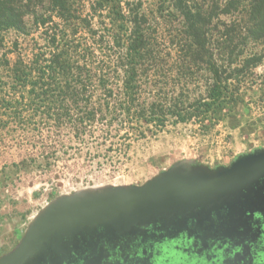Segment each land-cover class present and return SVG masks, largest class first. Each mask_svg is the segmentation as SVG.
<instances>
[{"label": "trees", "instance_id": "trees-1", "mask_svg": "<svg viewBox=\"0 0 264 264\" xmlns=\"http://www.w3.org/2000/svg\"><path fill=\"white\" fill-rule=\"evenodd\" d=\"M157 1L0 0V127H66L121 155L233 117L264 62V0Z\"/></svg>", "mask_w": 264, "mask_h": 264}, {"label": "rangeland", "instance_id": "rangeland-1", "mask_svg": "<svg viewBox=\"0 0 264 264\" xmlns=\"http://www.w3.org/2000/svg\"><path fill=\"white\" fill-rule=\"evenodd\" d=\"M133 1L148 14L157 10V0ZM17 38L14 31L6 34L7 49ZM260 51L248 47L244 53ZM254 73L258 84L244 90L233 117L211 127L170 124L131 143L126 154L91 141L83 145L66 127H0V258L59 200L142 187L179 165L228 168L240 156L264 150V62Z\"/></svg>", "mask_w": 264, "mask_h": 264}, {"label": "water", "instance_id": "water-1", "mask_svg": "<svg viewBox=\"0 0 264 264\" xmlns=\"http://www.w3.org/2000/svg\"><path fill=\"white\" fill-rule=\"evenodd\" d=\"M223 219L224 240H244L249 220L264 222V150L237 158L228 168L176 166L142 187L80 195L52 204L29 227L0 264H68L74 252L96 238L120 236L145 226L188 228ZM260 246L249 264H264ZM240 257L244 248L237 246ZM235 254V255H234ZM213 264V263H212ZM214 264H225L218 257Z\"/></svg>", "mask_w": 264, "mask_h": 264}, {"label": "flooded vegetation", "instance_id": "flooded-vegetation-1", "mask_svg": "<svg viewBox=\"0 0 264 264\" xmlns=\"http://www.w3.org/2000/svg\"><path fill=\"white\" fill-rule=\"evenodd\" d=\"M223 222L213 218L212 223L191 225L188 231L150 225L116 237L102 232L104 238L85 244L68 264H214L218 257H224L225 264H249L251 247L256 252L262 249L259 238L263 221L249 220L248 227L241 229L244 240L231 241L221 238ZM237 246L244 252L240 257L231 256Z\"/></svg>", "mask_w": 264, "mask_h": 264}]
</instances>
